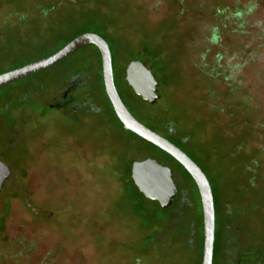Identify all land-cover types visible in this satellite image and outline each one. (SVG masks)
Here are the masks:
<instances>
[{
  "label": "rangeland",
  "instance_id": "obj_1",
  "mask_svg": "<svg viewBox=\"0 0 264 264\" xmlns=\"http://www.w3.org/2000/svg\"><path fill=\"white\" fill-rule=\"evenodd\" d=\"M91 24L106 25L124 48L118 68L130 58L125 45L162 53L172 79L152 114L172 109L168 117L178 115L186 129L204 106L226 129L229 143L206 171L219 195L212 264L228 263V237L235 247L264 243V0H0V72L49 56L80 32L94 34ZM89 49L0 92V162L9 170L0 190V264H196L193 237L187 244L183 232L163 238L162 231L160 240L150 235L162 229L158 223L139 219L121 179L127 163L143 160L132 149L142 142L122 131L107 103L98 99L72 116L44 108L62 88L65 67L93 55ZM213 66L225 81L211 83ZM40 88L39 102L32 93ZM204 128L194 146L209 141L213 127ZM187 153L200 163L198 153ZM187 186L190 213L199 218Z\"/></svg>",
  "mask_w": 264,
  "mask_h": 264
},
{
  "label": "trees",
  "instance_id": "obj_2",
  "mask_svg": "<svg viewBox=\"0 0 264 264\" xmlns=\"http://www.w3.org/2000/svg\"><path fill=\"white\" fill-rule=\"evenodd\" d=\"M91 26L93 27V29H95V32L93 33L100 36L107 43L109 47L111 54L114 85L123 105L138 122H140L142 125L150 129L154 133L168 140L173 145H175L202 170L212 190L214 213H216V203L219 200V195L218 193L215 192L212 185L213 183H215L216 177L212 176L210 178L209 175L211 176V173L207 175L206 171L208 167L207 165L212 160V157L215 156V158L217 157V159L220 160L221 155L219 154V152L222 145L229 143L227 142L228 136L226 137V133H225L226 129L224 127L222 128L221 126H216L217 125L216 117L210 115L209 112L206 114V112L203 109L204 106L198 112V115L195 117V119L191 122V125L189 127H186V129H181L179 127L178 124L180 118L178 115L176 116L173 115L172 117H168L171 111H173L172 109L169 110L170 112L165 114L162 113L158 115L152 114L149 110L150 107L155 106L159 101L163 99L164 89L167 88V86H169L170 84L169 81L172 79V73L168 72L167 63L162 53L158 50H154V51L152 49L150 50L145 45L146 43H144L142 46L141 45L137 46V48L123 45L126 51L128 52L130 58L122 68H118L116 67V62L118 59L119 52L123 47L122 46L120 47L118 41H116L114 37L110 35L108 31V27L106 25L91 24ZM80 35H83V32H80L68 38V40L58 50L63 48L67 43H69L70 41H72L73 39L77 38ZM89 48L91 49V51H93V55L86 54L79 63H77L75 66H72L73 68L65 67L64 73L62 74L63 77L64 75L66 77L63 86L61 89L58 90V92L53 91L51 93L52 96L50 101L51 102L56 101V99H58V97H60L64 93L66 86L72 81V79L77 77L79 79L77 82V86L68 91L69 101L65 103L66 107L70 106L72 112H69L66 115L72 116L73 114L79 112L81 110L82 105L89 106L90 103L98 105V103H96L98 99L105 101V103H107L106 105L113 113L115 119L120 124L122 131L128 133L130 135L129 138L133 140L137 139L142 142V144L140 143V145L138 146H132V149H134L142 156H144L143 160L145 159L155 160L156 162H158V164L167 167L172 171V179L176 187V195L172 201V204L166 209H162L156 201H151L146 199L134 185L131 179V165L133 161H135L134 159H132L129 163H127V170L125 175H123L125 179H121V180L124 181L125 183L126 181L128 182V187L131 190V192L129 193L132 194V196L134 197V198L132 197L133 198L132 203L134 208L135 209L137 208L138 211L137 214L139 215V219H141V222L144 224L150 222L158 223L157 225H159V227L162 228L160 231H154L153 233H150V235L156 234L159 237V239L162 240L160 236L162 235V233H164L163 238H165V236L169 237L173 234H180L183 232V237H184L183 240L186 241L187 244L190 242L189 239L193 237L194 241H191L192 244L189 243V245H192L197 253L196 264H201L202 249H203V217H202L200 197L194 181L187 173V171L167 153L163 152L159 148L155 147L149 142L139 138L132 132L125 130L123 128L122 124L119 122L116 115L114 114L112 106L104 91L102 71H101V57L98 49L93 45H87L77 51L83 49H89ZM58 50L53 51L51 55L57 52ZM73 54H71L70 56H72ZM69 57H67L66 59H64L63 61H61L60 63L49 69H52L54 67L63 64ZM91 59L93 60V64H95L94 66H91L90 63ZM132 61H140L146 66V68L152 71L155 81L157 82L156 93L158 95V100L155 104H150L149 102L142 100L139 96H136L133 90L131 89V87L127 84L125 80V70L127 65ZM18 67L21 66H14L9 70L0 72V74L11 71ZM46 70L34 74L32 76H29L16 83H13L8 87L6 86L5 88H1L0 92L6 90L7 88H11L21 82H24L28 78L41 74ZM89 70L95 72V79L93 78L88 79ZM207 75L212 78L211 83L214 82L215 80H222V81L226 80L223 70L219 71V69H217V67L215 66H213V68L209 72H207ZM61 91H62L61 95L58 96ZM29 92L32 93L33 90L30 91L21 90L20 94H22L25 99L27 97H30ZM32 95L34 96L35 101L40 102L42 101L45 92L42 90V88H40L34 94L32 93ZM231 103L232 104L230 106H234L235 108L246 106L245 104L246 102H244L243 104H238L234 100H232ZM223 109L224 108H217V110L213 111V113L215 112L216 114H218V112H222ZM147 124H150L151 126ZM206 125H210L211 127H213L209 133L206 132V134L210 136V139L208 138L209 141H207L203 137L201 142L197 143L198 145L194 146V143H196V139L199 136V134H202V131H205L204 127H206ZM231 125L232 124L228 125L227 129H229ZM236 141L237 140H234L230 145L234 151L238 152L239 148ZM187 151L188 152L190 151V153H193V151L198 153L200 165L190 157ZM232 155H235L234 158L236 159L239 155V152L231 153V157ZM188 184L193 187L195 192V196H196L195 200L197 205L199 206V212H200L199 218H197L196 216L190 213V210L192 209L191 208L192 200L188 196L189 194L188 186H187ZM249 189L250 187H245L244 191L240 192V195L242 197H245L249 192ZM144 202H147V204L150 206L144 207L143 204ZM226 209L228 211L226 212L228 215L235 214L233 209L230 208H226ZM215 226H216V217H215ZM150 235L148 236L146 235L147 237H146L145 245L151 243ZM230 238L231 237H228V243H229L228 245L232 250L229 255L230 257L228 259L227 264H264V243L262 241L259 242V245H255V246H253L254 244L251 245V244L243 243L241 241L239 243V247H235L236 246L235 243H233L230 240ZM216 243L217 240H216V228H215L213 259H214ZM213 259H212V263H213Z\"/></svg>",
  "mask_w": 264,
  "mask_h": 264
},
{
  "label": "water",
  "instance_id": "obj_3",
  "mask_svg": "<svg viewBox=\"0 0 264 264\" xmlns=\"http://www.w3.org/2000/svg\"><path fill=\"white\" fill-rule=\"evenodd\" d=\"M87 45L95 46L100 53L104 91L123 128L167 153L187 171L194 181L199 193L203 217L201 264H212L215 213L210 184L202 170L185 153L138 122L123 105L114 85L110 50L100 36L91 33L80 35L48 57L0 74V89L57 65ZM125 80L136 96L150 104L157 102V82L152 71L143 63L130 62L125 70ZM8 177V168L0 162V190ZM131 179L146 199L156 201L162 209L172 204L176 195V187L169 168L152 159L136 161L131 165Z\"/></svg>",
  "mask_w": 264,
  "mask_h": 264
},
{
  "label": "flooded vegetation",
  "instance_id": "obj_4",
  "mask_svg": "<svg viewBox=\"0 0 264 264\" xmlns=\"http://www.w3.org/2000/svg\"><path fill=\"white\" fill-rule=\"evenodd\" d=\"M78 80L79 79L77 77L72 79V81L66 86L64 93L60 97H58V99H56V101L48 103L47 105H45V107L47 109L57 110L63 114H67L69 112H72L70 109V106L66 107L65 103H67V101H69L68 91L77 86ZM68 116H70V115H68ZM141 161H143V160H141Z\"/></svg>",
  "mask_w": 264,
  "mask_h": 264
}]
</instances>
